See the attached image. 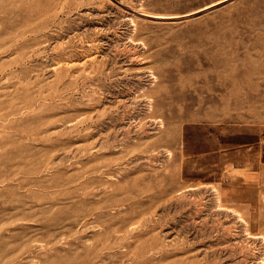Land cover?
<instances>
[{
  "label": "rangeland",
  "instance_id": "obj_1",
  "mask_svg": "<svg viewBox=\"0 0 264 264\" xmlns=\"http://www.w3.org/2000/svg\"><path fill=\"white\" fill-rule=\"evenodd\" d=\"M0 264H264V0H0Z\"/></svg>",
  "mask_w": 264,
  "mask_h": 264
}]
</instances>
